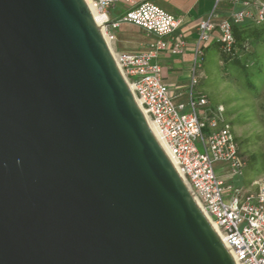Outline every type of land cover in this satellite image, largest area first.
<instances>
[{"label": "water", "instance_id": "95a60500", "mask_svg": "<svg viewBox=\"0 0 264 264\" xmlns=\"http://www.w3.org/2000/svg\"><path fill=\"white\" fill-rule=\"evenodd\" d=\"M0 264H235L85 0H0Z\"/></svg>", "mask_w": 264, "mask_h": 264}, {"label": "built area", "instance_id": "2783aa9c", "mask_svg": "<svg viewBox=\"0 0 264 264\" xmlns=\"http://www.w3.org/2000/svg\"><path fill=\"white\" fill-rule=\"evenodd\" d=\"M95 12L103 17L101 30L115 62L135 101L160 131L167 150L175 159L182 179L202 211L217 226L237 264H264V183L256 193L235 184L243 176L246 159L231 127L223 123L222 107L208 109L209 100L198 94L197 71L201 68L205 45L218 33L216 41L229 52L235 43L233 27L246 20L264 23V4L254 10L249 4L220 21L214 13L225 0H215L213 14L202 19L197 28L195 60L186 104H176L170 87L164 83L162 68L155 63L157 53L170 45L173 55L183 54L186 41L174 34L182 17L155 5L152 0H91ZM237 4L238 0H232ZM125 6L123 14L111 20L108 11ZM129 23L158 38L147 52L123 53L115 48V31ZM201 148V149H200Z\"/></svg>", "mask_w": 264, "mask_h": 264}, {"label": "crops", "instance_id": "0c3cea01", "mask_svg": "<svg viewBox=\"0 0 264 264\" xmlns=\"http://www.w3.org/2000/svg\"><path fill=\"white\" fill-rule=\"evenodd\" d=\"M152 2L168 13L182 17V23L174 34H182L184 36L187 44L184 53L173 55L169 45L166 50L158 51L155 63L161 66L163 81L170 87L176 104H186L196 55L197 28L202 19L213 14L215 0H152ZM245 3L249 4L251 10H254L257 5L264 4V0H238L237 4H233L232 0H225L214 13V20L220 21L227 18L231 12L240 10ZM124 10L125 6L118 4L108 11V16L111 20H115L123 14ZM253 23L251 20H246L243 23V30L250 29ZM115 35L117 38L115 48L120 52L130 54L147 52L150 46L158 40L154 35L129 23L121 24L120 28L115 31ZM217 36L218 33L215 32L212 40L204 47L202 65L197 71L199 78L198 87L196 88L197 93L206 96L204 93L205 89L209 88L211 84L219 87L220 95H222L221 92L227 89L232 90L233 87V92L229 96L232 97L231 101L240 102V104L235 103L240 106V109H244V107L249 108L254 105L257 106V103L262 101L264 96L255 98V96L247 92L243 96L244 94L238 91L241 88L239 84L233 81H227L224 78V64L220 53L215 48ZM254 52L262 54L264 48L258 47ZM241 90L243 89L241 88ZM219 107L222 106L220 105ZM222 125L220 124L219 126L221 127ZM259 183L255 178L243 179L239 182L238 186L249 193H256Z\"/></svg>", "mask_w": 264, "mask_h": 264}, {"label": "rangeland", "instance_id": "374dc122", "mask_svg": "<svg viewBox=\"0 0 264 264\" xmlns=\"http://www.w3.org/2000/svg\"><path fill=\"white\" fill-rule=\"evenodd\" d=\"M251 82L260 85L255 78ZM232 90L227 89L220 95L218 86L209 85L204 92L210 101L208 109L217 112L220 105L224 108L221 113L222 124L230 125L240 151L246 159L244 175L242 178H236L235 184L238 186L241 180L251 178H255L258 183H264V99L259 101L257 106L240 109L237 105L240 102L231 101L232 97L229 94L233 92ZM238 91L244 94L243 96L247 92L241 88Z\"/></svg>", "mask_w": 264, "mask_h": 264}, {"label": "trees", "instance_id": "16d2710c", "mask_svg": "<svg viewBox=\"0 0 264 264\" xmlns=\"http://www.w3.org/2000/svg\"><path fill=\"white\" fill-rule=\"evenodd\" d=\"M243 28V24L233 27L235 43L231 51H223L222 45L217 41L215 48L220 53L224 64V78L227 81L236 82L255 98H261L264 96V52L259 54L254 50L258 47L264 48V23H253L248 30ZM254 78L259 81V86L251 82ZM235 139L237 141L236 137Z\"/></svg>", "mask_w": 264, "mask_h": 264}, {"label": "bare ground", "instance_id": "6f19581e", "mask_svg": "<svg viewBox=\"0 0 264 264\" xmlns=\"http://www.w3.org/2000/svg\"><path fill=\"white\" fill-rule=\"evenodd\" d=\"M85 1H86V3H87L88 7L90 8V10H91V12H92V14H93V16H94V18H95L97 24H98L99 26H101V23H102V19H103V17L95 12V9H94V7H93V4H92V1H91V0H85ZM136 103L138 104V106H139V108H140V104H139L138 102H136ZM140 109H141V108H140ZM141 111H142V109H141ZM142 112H143V114H144V116H145V118H146L147 124H148V126H149L151 132L153 133V135H154L155 138L157 139L158 143L160 144V146L162 147V149L164 150V152L166 153V155H167L168 158L170 159V161H171V163L173 164L174 168L176 169V171L179 173V175H180L181 178H182V175H181V173H180V171H179V169H178L177 163H176L175 159H174V158L170 155V153L168 152L167 147H166V144H165V142H164V139H163V137H162L160 131L158 130L157 126H156L153 122H151V120H149V118L146 116V114H145L144 111H142ZM194 200H195V202L197 203V205L199 206V208L201 209L200 204L198 203V201H197L196 199H194ZM201 210H202V209H201ZM202 212H203V211H202ZM203 214H204V216L206 217V219L208 220V222L211 224V226L213 227L214 231H215L216 234L219 236V238L221 239V241L223 242V244L225 245V247L227 248V250L229 251L227 245L224 243L223 239L221 238L220 231H219V229L217 228V226H216V225H215V224H214V223L208 218V216H207L204 212H203ZM229 253H230V251H229ZM230 254H231V253H230ZM231 256H232V255H231ZM232 258H233V257H232ZM233 259H234V258H233ZM234 261H235V260H234ZM235 264H237V263L235 262Z\"/></svg>", "mask_w": 264, "mask_h": 264}]
</instances>
